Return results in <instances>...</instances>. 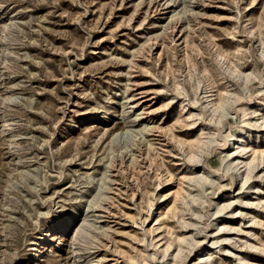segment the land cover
Listing matches in <instances>:
<instances>
[{
	"label": "rangeland",
	"instance_id": "obj_1",
	"mask_svg": "<svg viewBox=\"0 0 264 264\" xmlns=\"http://www.w3.org/2000/svg\"><path fill=\"white\" fill-rule=\"evenodd\" d=\"M246 4L0 0V264H130L180 236L200 244L184 245L182 264L203 249L215 264H264L252 250L264 246V156L251 172L226 170L217 136L188 162L203 130L245 138L251 157L264 150V45L245 35L264 4ZM226 91L219 123L203 111ZM196 172L214 183L184 181L195 199L168 212L174 177ZM84 220L88 240L72 245Z\"/></svg>",
	"mask_w": 264,
	"mask_h": 264
},
{
	"label": "bare ground",
	"instance_id": "obj_2",
	"mask_svg": "<svg viewBox=\"0 0 264 264\" xmlns=\"http://www.w3.org/2000/svg\"><path fill=\"white\" fill-rule=\"evenodd\" d=\"M166 1V0H165ZM176 2V1H174ZM166 4H169L166 2ZM179 7V6H178ZM176 7V8H178ZM188 11V10H186ZM180 13L178 12L177 13V10H174L172 15L170 16V19H175L176 16H178ZM12 24V23H11ZM10 24V25H11ZM10 25L8 24H2L1 26V39H5V37L7 36V32L8 30L10 29ZM10 31V30H9ZM262 41V40H261ZM262 45H264V41H262ZM235 68L239 69L238 68V65H234ZM239 73H241L243 76L246 77V79L248 80L249 79V76L246 75L247 73L245 72H242L240 69L237 70ZM238 76H241L240 74H238ZM258 76V75H257ZM263 82L261 81V84ZM249 90V89H248ZM229 95L225 96V95H222L223 93H219L217 96H215V98H213V95L207 97V105L205 106V110L203 112H207L209 115V117H211V119L213 120L214 118H216V116L219 118V123L220 121H222L220 119L221 116H225L224 114V111L227 110V108H229L230 104L231 103V94L226 91ZM225 93V92H224ZM209 94V93H208ZM245 95V94H244ZM223 101L224 103V110L223 111H220V102ZM234 103H236L237 101H233ZM246 102V101H245ZM185 107V106H184ZM242 112H244V109L243 108H240ZM190 109L187 110V112H189ZM226 112V111H225ZM249 113V112H248ZM189 115V113H188ZM190 115L192 117H197L198 118V114L194 113L193 111H190ZM246 115V114H245ZM224 118V117H223ZM264 118V117H263ZM226 121V120H225ZM228 121V120H227ZM247 122V121H246ZM223 123V122H222ZM225 123V122H224ZM250 123V122H249ZM243 124V123H242ZM223 126V125H222ZM207 129V128H206ZM243 130V129H242ZM244 131V130H243ZM214 132V131H213ZM212 132V133H213ZM225 134V133H224ZM248 135V134H247ZM217 136L220 137V141L218 140V138H216ZM229 138L231 140H233L234 142L232 143L233 145V148L229 149L230 148V144H229ZM195 140L197 141V144L195 145H189L188 144V147L194 151V154L197 155L198 157H201V155L203 153H205V151H207L206 149L207 148H203L201 147V142H205L209 145H211L212 143H215L217 140L219 141L218 142V147L220 148V150L222 152L224 151H227L226 153V156L223 157L222 159V163L224 164L225 166V169L226 170H235L237 171L238 173L241 174L242 172V169H244L246 172L250 171L249 170V163H251V156L248 155V149L249 147L247 145H245V138H241L239 139L240 142H236V136L235 134L232 132V131H229L225 137H223L222 135V132H221V129L220 128H216L215 129V132L213 134H210L209 132H206V130H203V133H200L199 137L195 138ZM231 142V141H230ZM150 147H152V144H149ZM211 147V146H210ZM214 148V147H213ZM218 150V149H217ZM209 153H213V150H210L208 151ZM257 153V151H253V155H255ZM252 154V153H251ZM259 155H257L256 157V160H258V157ZM256 163V162H255ZM254 163L251 164V169L253 168V165ZM255 169V168H254ZM204 175L203 174H199V173H194L193 176L191 177H196L197 179L195 181H188V183L186 184H189V187L193 188L194 184L195 183H201L202 181L199 180V177ZM235 179V178H234ZM186 182V181H185ZM183 182V184L185 183ZM183 184H180V186L177 188V189H170L171 193H172V197H173V204L176 205V209L178 208L177 204L179 201H182L183 204L185 203V201H188L189 199H195V195L193 194V191L191 190H186L185 187L183 186ZM183 188V191L179 192V198L177 199V192L179 189ZM203 189H204V186H203ZM189 202H187L188 204ZM209 204V203H208ZM179 205V204H178ZM181 207V206H180ZM176 209H173V210H176ZM167 216V215H166ZM161 217H165L163 216L162 214L159 216V219H158V222L155 223V230H161L164 228L165 225V221L164 219H162ZM154 224V223H153ZM90 225H88V223L86 222V220L82 221L81 222V225L73 230L72 232V236H71V239H70V243L72 245H80L79 243H81L83 240H88L87 237H85V233L88 231ZM164 230V229H163ZM51 234V233H50ZM88 235V234H87ZM89 236V235H88ZM185 237H188V236H185ZM190 237V236H189ZM91 238V237H89ZM179 238V237H178ZM178 238H177V241L174 240L172 241L174 244L178 242ZM56 239V238H55ZM45 240V239H44ZM192 239L190 240H186L185 244H191L193 246V249H196V248H199L200 247V244L199 242L197 241H191ZM90 241V240H89ZM160 243V242H159ZM169 243V242H166L165 245ZM33 245H36L38 243L36 242H33L32 243ZM158 245V244H157ZM165 245H161L159 246V249H162L165 247ZM33 247L32 250L35 251V252H39V249L37 247ZM47 248V247H46ZM158 249V248H157ZM184 246H183V250L181 251V258H182V263L187 259V258H184L183 257V252H184ZM176 249L173 250V252L175 251ZM204 250V249H203ZM201 250V255L198 259L199 261V264H215L214 263V257L212 256V254L210 253H205L206 251L204 250ZM193 255V254H192ZM169 256H172V253H169ZM167 264H168V260H167Z\"/></svg>",
	"mask_w": 264,
	"mask_h": 264
},
{
	"label": "snow or ice",
	"instance_id": "obj_3",
	"mask_svg": "<svg viewBox=\"0 0 264 264\" xmlns=\"http://www.w3.org/2000/svg\"><path fill=\"white\" fill-rule=\"evenodd\" d=\"M235 3V0H234ZM259 4H264V0H247V4L246 7L247 8H251L254 5L256 7H259ZM187 7V5H185ZM219 18V17H217ZM250 22L252 24L250 31L245 33V35H252V36H256L257 33L260 34L261 40L264 41V12H262L258 17H252L250 18ZM245 27H247V25H245ZM233 31H236V29L234 28ZM233 39H236L235 36L232 37ZM237 52L241 51V49H236ZM224 57H220V59L222 60ZM145 71H147V69H145ZM246 75L251 76L252 74L249 72ZM177 88H179V85L176 86ZM222 95H229L227 92L223 93ZM220 111L224 110V103L223 101L220 102ZM221 119H223V116L220 117ZM187 119L189 121L193 120V117L191 115H189L187 117ZM212 122V121H210ZM189 127H192L193 124H189ZM261 126H264V124H262ZM189 145H195L197 144L196 140H191L187 142ZM150 147V146H149ZM201 147L203 148H209L210 145L205 143V142H201ZM181 151H184L183 145H181ZM257 155L259 156H264V150H257V153L255 155H252L251 157V163H249L248 167L249 170L251 172V164L256 162V157ZM188 162L189 163H200L201 160L200 158L193 154L188 156ZM174 179H177L181 182V184H183L184 181H195L197 178L196 177H191V176H180V177H174ZM199 180L207 183V184H212L214 183V181H212L211 179H209L207 176H203L201 175L199 177ZM247 181H245L246 183ZM224 187V186H222ZM183 191V188L179 189L177 192V199L179 198V192ZM235 203V202H232ZM232 203H228L223 205L222 207L227 209L232 207ZM173 209H176V205L175 204H171V206L168 208V212H172ZM177 211H179L177 209ZM236 215H239L240 213H235ZM217 215H219V213H217ZM162 219H164L165 217H161ZM199 219V217H197ZM69 219H70V214H69ZM129 219H132V217H129ZM189 227H195V225H189ZM234 230H238V229H234ZM220 231H225L224 228H221ZM124 235H127V233H124ZM132 240H137V237L135 235H133L131 237ZM190 237H185V236H180L178 238V242L177 243H173V242H169L165 245L164 248L161 249V256L158 257L156 255H149L144 253L143 251L139 252V257H142V259H133L130 261V264H151V262H155V264H163V259H167L168 260V264H182V258H181V251L183 250V246L185 245L186 240H190ZM137 243H142L145 246H148V241L147 239H140L137 240ZM153 247H159V245H155L153 243L152 245ZM176 249L173 252V249ZM252 250L256 251V252H260V253H264V246L261 247H255L252 246ZM169 253H172V256H169ZM126 258L128 257V253H122ZM163 258V259H162Z\"/></svg>",
	"mask_w": 264,
	"mask_h": 264
}]
</instances>
